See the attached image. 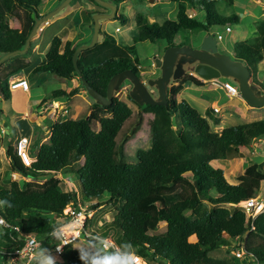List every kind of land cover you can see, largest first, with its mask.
I'll use <instances>...</instances> for the list:
<instances>
[{
    "label": "trees",
    "instance_id": "16d2710c",
    "mask_svg": "<svg viewBox=\"0 0 264 264\" xmlns=\"http://www.w3.org/2000/svg\"><path fill=\"white\" fill-rule=\"evenodd\" d=\"M172 1L177 4L174 19L149 22L142 13H136L137 32L132 45L120 44L112 35L100 31L101 40L77 55L80 75L73 63V54L79 45L70 40L63 43L57 36L31 73L54 74L65 79L78 77L81 87L85 80L96 92L106 96L109 80L121 71L130 69L143 79L136 44L163 42L165 49L184 45L183 39L177 41L178 33L195 35L207 31L213 34L212 29L239 23L236 14L223 15L217 11L220 5L232 7L234 0ZM40 3L41 0H0V60L4 56L11 58L7 67L0 69V94L5 100L10 98L11 77L28 66L22 57L30 49L25 54L19 52L26 47L35 20L42 18ZM192 9L199 11L201 18L189 17ZM85 12L91 16L96 11ZM9 15L20 20V31L10 28ZM256 31V39L234 44L239 60L251 72L257 71V64L264 55L263 20L256 24ZM256 82L264 93V84ZM184 84L203 86L197 77L186 74L177 85L168 88L166 105L141 106L144 113H152L154 117L150 146L136 152V163H128L119 157L117 137L132 110L117 97L106 106L94 101L86 118L54 123L48 140L38 145L30 167L22 164L9 145L6 154L12 170L29 180L20 184L0 177V199H8L14 205L0 208V216L11 226L19 227L18 232L1 229L0 248L12 252L20 248L25 236L30 234L47 243L54 223L44 215L60 218L68 205H82L74 191H63L58 184H47L39 178V173L54 175L62 172L77 174L82 199L93 202L91 208L99 207L97 200L103 197L107 204L115 206L114 217L103 228L116 231L113 239L117 243L131 241L138 255L149 257V264H240L231 255L223 258L210 255L220 242L225 241V235L231 239H244L246 253L264 264V213L256 216L251 225L246 223L244 210L234 206L259 196L264 165L248 167L235 185L225 179L222 169L209 165L213 160L243 157L242 148L264 140V119L215 132L208 121L209 109L202 115L186 100H177ZM79 90L80 87L70 92L55 90L52 96L71 98ZM214 122L218 121L214 119ZM96 123L98 130L94 127ZM81 159L83 163L79 164ZM225 204L231 206L226 209ZM154 219L166 224L164 232L148 233ZM192 237L196 238L194 242L189 241ZM61 258V264H80L78 253L72 247L66 248ZM4 260L5 257H1L0 264Z\"/></svg>",
    "mask_w": 264,
    "mask_h": 264
},
{
    "label": "rangeland",
    "instance_id": "374dc122",
    "mask_svg": "<svg viewBox=\"0 0 264 264\" xmlns=\"http://www.w3.org/2000/svg\"><path fill=\"white\" fill-rule=\"evenodd\" d=\"M240 6H248L249 2L248 0H236ZM169 6H174V3L172 0H161L157 2H150L149 0H125L124 3H122L119 13L123 14L127 18V22H122L121 20L117 19H109L107 20L108 22V31L110 34L113 35L115 40L120 43V44H127V45H132L133 44V37L136 35V27H135V22L133 20L134 15L136 13H142L144 16L147 18L149 16H153L154 14L156 15L157 13L161 12V10L165 7ZM253 11L256 13L261 12L259 8L257 7H252L249 5ZM40 10L51 17L50 20L53 19L52 16H54V11L49 8L45 2H41L39 6ZM110 11V9H108ZM106 9V11H108ZM217 11L220 14L226 15L227 13L233 12L231 7H224L223 5H220L217 8ZM53 13V14H51ZM229 13V14H230ZM51 14V15H50ZM130 18V19H129ZM174 19V15L170 14L168 15L167 19ZM165 17H162V19H157L160 20L162 23L163 21L167 20ZM241 24H236L233 25V31H239ZM119 27L120 32H115V28ZM210 32H218L223 36V40L219 41V47L221 50H224L231 56L233 57V52H234V45L233 42L227 39V33H225V27L222 28H216L212 29ZM207 34V31H201L197 35V38L192 39L191 36L193 35H186L183 33H178L177 35V41H181L183 39V43L187 45H193L196 46L199 42L200 39H202L205 35ZM186 35V36H185ZM56 36V25H52L49 28L45 30V32L42 34V37L39 38L37 41L41 45V56L42 59L45 56V52L47 49V44L48 42ZM35 36H33L34 38ZM199 39V40H198ZM136 47V52H137V57L140 61V65L142 66V69H149L151 67V64L154 65V57L158 56L160 57L162 55L163 49H164V43L163 42H144V43H139L135 45ZM4 58V57H3ZM2 58V59H3ZM186 64L183 63V68H186ZM157 73L155 76L152 78H157L160 75V70L156 69ZM258 72V73H257ZM78 78V77H77ZM50 80V86H52L53 90H66L69 91L71 88H73V81L74 79H65V78H59L57 76H52L48 78ZM54 79V80H52ZM173 77L171 78V80ZM263 80L264 79V62L260 66V70L253 71L251 72V82H253L256 85L257 80ZM32 80V79H31ZM122 80L121 83H119ZM220 81L222 80H228L231 82L233 85L237 86V83L232 80V79H225V78H220L218 79ZM47 82L46 80H44ZM78 81L80 83V79L78 78ZM264 81V80H263ZM35 82V81H34ZM48 83V82H47ZM119 83V84H118ZM119 86H118V85ZM118 86V87H117ZM81 90H86L81 85L79 86ZM132 87H135V84L131 77L126 76L122 77L121 79L117 80L113 86V97H117L119 100L125 102L130 109L132 110V114L129 119L125 121V123L122 126V129L117 137V143H118V150L120 151L119 157H122L125 161L128 163H136V152L139 149H146L150 146L151 143V122L153 120V114L152 113H144L143 112V107L144 105H139L133 99L130 98V91L132 90ZM33 87L31 86V89ZM33 89V94L31 99L28 100L27 102V109L28 113L32 112L38 105V102L42 101V93L37 92V83L34 84ZM43 89V86H41ZM40 88V89H41ZM207 89H210L209 92L203 91V95L205 98L211 97L215 104L214 107L218 108V112H215L214 109L211 107L209 108V115H208V121L210 123L211 129L215 132H220L223 128L241 124V123H246V122H251L255 120H262L264 119V106L260 108H255L251 107L250 111L248 112V116L244 115H238L236 114L233 110V108L230 106L232 104L238 106V101L236 100L237 98H231V99H226L223 95L222 92H219L218 90H215L216 92L212 91L213 87H206ZM150 90H153V87L149 88ZM204 89V87H193V86H188V88L182 93V99L187 100L189 104L196 108L201 114H203L202 107H201V100L197 99L195 101H198L200 104H194V101H192V96L197 95L199 93L196 92V90ZM137 91V90H136ZM152 96L154 98L158 97L157 90L154 89L153 91H150ZM83 94V93H82ZM211 94V96H210ZM84 97L81 100L80 98H75L71 97L66 100V98L60 97L57 100L61 103L68 104V106H73L74 103H78L79 107H81L80 111L76 115L77 118H86L93 106L94 99L90 97L85 91V94H83ZM210 96V97H209ZM219 96V97H218ZM136 98L139 100L141 98L139 92H136ZM196 98V96H195ZM136 99V100H137ZM189 100V101H188ZM218 100V101H217ZM210 104V103H209ZM229 104V105H226ZM102 106V105H101ZM65 109V108H64ZM2 117L1 119L7 120V124L11 120V114L14 113L15 115L17 114L18 108L16 104L12 106H9V103H5V108L3 109ZM60 110V108H58ZM68 110V109H67ZM235 110V109H234ZM65 116L63 117L62 115L57 116L59 120L63 119H70L73 111L68 110V112H63ZM141 115V116H140ZM62 116V117H61ZM141 117V119L139 118ZM214 119H216L218 122L215 123ZM23 122L19 123V127H21V130H25V127H22ZM33 121L29 120L27 124H30L31 126L33 125ZM52 125H48V127L44 128V132H38V130L35 129V132L31 136L30 139V145L29 147L33 149L34 151L37 149V146L41 143H44L48 140L49 135H50V129ZM96 130L99 129V124L96 123L94 125ZM12 134L11 139H14V132L10 131ZM26 134V133H24ZM6 140V135L4 137ZM18 141V140H17ZM17 143V142H16ZM15 143V145H16ZM15 145H14V151H15ZM7 144H5V147L7 148ZM242 154L243 157L240 158H233V159H226V160H213L209 162V165L214 167V168H219L223 170L224 177L225 179L230 183V184H238V179L240 175L244 173V171L256 164H262L264 165V140H259L255 141L252 143L251 147L249 148H242ZM16 152V151H15ZM83 163V159L79 161V164ZM4 168L3 172L1 173L2 176H4L5 181L9 180H16L20 184L23 183L24 177L22 175H12V178L10 179V172H9V165L7 164V161L5 160L3 162ZM9 177V178H8ZM39 178L42 179L41 182H45L47 184H58V186L62 190H69V191H74L77 194V197L80 201H82V205L85 206H92L93 202L85 201L82 199V191H81V185H80V180L79 177L77 176L76 173H58L57 176L53 175L51 173L48 174H42L39 173ZM66 179L68 181H66ZM259 197L261 199H264V181L261 183L260 190H259ZM100 203L99 207L95 208H89V213L92 212V216L89 215V219L86 223V230L89 232H100L103 235L109 236L113 238V236L116 234V231L114 229H107L103 228V226L109 222L115 215V206L112 204H107L106 203V197L101 198L100 200H97ZM203 202L209 207V204L203 200ZM231 206V204H225L224 207L228 209ZM44 217L48 218L51 222L55 223L57 220L60 218H57L53 214H45ZM153 224L148 230L149 234H159L162 233L166 230V224L165 223H159L156 221V219L153 220ZM2 227H0L1 231ZM227 236V235H225ZM196 240L195 237H192L189 239L190 242H194ZM231 241L229 239L220 242V246L214 250L213 252L210 253L212 257L215 258H223L227 257L230 254L228 253L229 251V246L226 244H230ZM59 259L62 260V258L59 256ZM144 259L147 261V264H149V257L147 258L146 255L144 256ZM155 264V263H153Z\"/></svg>",
    "mask_w": 264,
    "mask_h": 264
},
{
    "label": "crops",
    "instance_id": "0c3cea01",
    "mask_svg": "<svg viewBox=\"0 0 264 264\" xmlns=\"http://www.w3.org/2000/svg\"><path fill=\"white\" fill-rule=\"evenodd\" d=\"M64 1L60 2L59 0H41V2H45V4H47L49 6V8H51V10H53V11L56 8H58ZM102 1H105V2H108V3H111L112 5H114L116 7L115 16H118L119 17L118 19L121 20L122 22H127V18L123 14L119 13L120 7H121L122 3H124V1L119 2V3H115L112 0H102ZM149 1L150 2H154V1L157 2V1H161V0H149ZM248 2H249V5H251L252 7L259 8L261 12L256 13L255 11H253V9L249 5L248 6H240L239 3L236 0H234L233 6L231 7L233 12H231V13L229 12V13L230 14L234 13L239 17V23L238 24H241L240 25L241 28L239 31H233L232 26H230L231 31L230 32L225 31V33H227V39L232 41L233 45L237 42L247 43L248 41H250L252 39H256V37H257L256 24L259 21H262V20L264 21V0H248ZM173 3H174V6L165 7L161 10V12L157 13L156 15L154 14L153 16H149L148 17L149 22H161L160 20L162 19V17H165L167 19L168 15H170V14H173L174 18H175L176 12H177V4L175 2H173ZM106 9L108 10L107 7L99 4L95 0H70L60 11H58V13H56V14H54V16H52L53 17L52 20H50V18H48L49 15L44 14L40 10L39 15L42 18L36 19V20H43V21L37 27L35 34H33L32 37L30 38L29 45L27 46V48H24V50L19 52V54H25L28 51V49H30L27 54H25L23 57L21 56L22 60L24 62H26L28 64V66L25 69H23V71L20 74H16L13 77H11V79H10V82L17 77H22V78L26 79L28 81V84H29V89L27 91L22 90V89H14V90L9 89L10 98L8 100H5L3 98V96L0 94V177L4 178V176H2L1 173L3 172V168H4L3 162L5 160L7 161V164L9 165L10 179L12 178V175H15V176L21 175L19 172H14L12 170L11 160L6 154V149L8 148L9 145H12V147L14 148L15 143L21 137H26L30 141L31 136L35 132V129L38 130V132L42 133V132H44L45 127H48V125H53L54 123H56L59 120L57 116H60V115H62L63 117L65 116V114H63L60 110H58L55 113L54 108L52 106L59 105L60 108H65V109H68L70 111H73V114H72L70 119H76V115L81 109V107H79L78 103H74L73 106H71V105L68 106V104L61 103L57 100L58 98H60L62 96H59L58 98L52 96V92L55 90H53L52 86H50V80L48 78H50L52 76H56V75H54V74L33 75L31 73L32 69L35 68L42 61V56H41V52H40L41 45L39 44V42L37 40L42 37V34L45 32V30L47 28H49L52 25H56V36L61 38L63 43L66 42L67 40H70V41H73L75 44L79 45L78 47L84 46V45H89L91 43L93 33H94V15L109 14L110 11L109 10L106 11ZM86 10L96 11V12L90 16L88 13L85 12ZM191 13H193L195 17L201 18V13L199 11L192 9ZM229 13H227L226 15H230ZM115 16H114V18H100L99 19L100 31H105L106 33L110 34L109 31L107 30L108 29L107 28L108 27V23H107L108 21L107 20L115 19ZM134 17H135V15H134ZM134 17H133V20L135 22ZM157 19H160V20H157ZM36 20H35V22H36ZM8 22H9L10 28L17 30V31L21 30V22L16 16L9 15L8 16ZM39 27H42V30H40ZM100 31H99L98 41H100L102 38V36H100ZM120 31L121 30L119 27L115 28V32H120ZM136 31H137V29H136ZM110 35H112V34H110ZM33 36H35V37L33 38ZM194 37H197V35L195 34V35L191 36V38H194ZM51 40L47 44L48 45L47 49L49 47ZM132 41H133V39H132ZM123 45H127V44H123ZM47 49H46V51H47ZM222 52L227 53L224 50V48H223ZM231 58L239 60L238 55L235 52V50L233 52V57H231ZM10 62H11L10 56L4 57L3 59L1 58L0 69L2 70L5 67H7V65ZM263 62H264V55H263L262 60H260V62L257 64V70H260V66L263 64ZM156 69L157 68H155V66L152 64H151V67L149 69H145V70H143L142 66H141V73L143 75V80L146 81L148 79H152V77L155 76L157 73ZM188 74H191V75L197 77L196 75H194L192 73H188ZM197 78L203 83L202 87H204V89L196 90V92L199 94L193 95L192 101H194L195 105L199 104L198 101H195V100L200 99L202 101L201 102V107H202V111H203L202 115H205L206 110L211 108V107L213 109H218L217 107H214L215 102L211 98V97H213V94H212V96L210 94V96H211V97L209 96L210 99L205 98L204 95L202 94L203 91H205V92L210 91V89L206 88L209 85L210 87H213L212 91L216 92L215 90H218L219 92H222L221 97H223V95H224V97L228 100L231 98H237L236 100L238 101V106L234 105V104L230 105L233 108L232 111H234L238 115L248 116V112L250 111L251 106L241 97H229L221 85V82L224 80H222V81H220V80L206 81V80L200 79L199 77H197ZM71 79L72 80L74 79V81H73L74 86L69 91L65 90L66 92H70L74 88H77L81 85V81L79 83L77 77L71 78ZM44 80H46L48 83L45 82ZM52 80H54V79H52ZM263 80L261 79L258 81H260L261 83L264 84ZM35 83H37V88H38L37 92L42 93L41 98H43V99H42V101L38 102V105L36 106V108L34 110H32V112L28 113L27 102L32 97L33 89H36V88H34ZM177 84H178V80L177 81H171L168 87H171L172 85H177ZM31 86L33 87L32 89H31ZM41 86H43V89L41 88ZM188 86H192V85L184 84L183 90L177 96L178 101L182 100V93L188 88ZM85 91L86 90L80 89L79 92L77 94L73 95L72 97L80 98L81 100H83L82 98L84 97L83 94H85ZM195 96H196V98H195ZM68 99L69 98H66L67 101H68ZM7 102L9 103V106H11V104H12V106L14 104H16V106L18 108L16 115L14 113L11 114V120L9 121L8 124H7V120H5L3 118L1 119V117H2L1 115L4 111L3 109L5 108V103H7ZM226 105H229V104H226ZM29 120H32L34 122L32 126L30 124H27V122ZM63 120H68V119H63ZM21 122H23L22 127H25L24 131L21 130V127H19V125H18ZM11 129L14 132V139L13 140L11 139V137H12V134L10 133ZM24 133H26V134H24ZM5 135H6V140L4 139ZM5 144L8 145L7 148L5 147ZM37 148H38V146H37ZM28 150H29V155L32 157V159L34 161V159H35L34 155L36 154L37 149L34 151L33 149H31L29 147ZM54 175L57 176V174H54ZM24 179L29 180L25 177H24ZM9 181H13V179L9 180ZM66 181H68V180L66 179ZM63 191H69V190H63Z\"/></svg>",
    "mask_w": 264,
    "mask_h": 264
},
{
    "label": "water",
    "instance_id": "95a60500",
    "mask_svg": "<svg viewBox=\"0 0 264 264\" xmlns=\"http://www.w3.org/2000/svg\"><path fill=\"white\" fill-rule=\"evenodd\" d=\"M69 1L70 0H65L53 13H58ZM95 1L110 9V13L94 15V33L91 43L89 45L80 46L75 50L73 54V63L79 75L80 72L77 68L78 53L93 47L97 43L100 31L99 19L114 18L115 16L116 7L114 5L102 0ZM49 17L51 16H48V18ZM42 21L43 20H36L33 31L26 41L25 48L29 45L30 38L35 34L37 27ZM194 38L196 39L197 37ZM153 61L155 68L160 70V75L157 78L144 81L130 69L121 71L112 76L109 80L106 96L96 92L87 81L82 80V84L88 95L92 97L97 104L106 106L112 103L114 95L113 86L115 82L122 77L129 76L135 84V87H132L130 91V98L133 99V101H137L136 103L139 105H166L168 103L167 93L170 82L177 81L186 74L192 73L206 81L218 80L220 78L232 79L237 83L240 97L251 107L260 108L264 106V93L257 85L251 82V69L242 61L233 59L227 53L222 52L219 47V41L216 40L212 33L207 32L196 46L184 44L167 47L163 49L162 55L160 57L155 56ZM183 63L187 65L186 68H183ZM172 77L173 79L171 80ZM121 82L122 80L119 83ZM150 87L157 90V98H154L150 93ZM136 90L141 96L139 100L136 98ZM172 124L175 125L174 118H172ZM201 199L204 200V197L201 196Z\"/></svg>",
    "mask_w": 264,
    "mask_h": 264
},
{
    "label": "clouds",
    "instance_id": "9594fccd",
    "mask_svg": "<svg viewBox=\"0 0 264 264\" xmlns=\"http://www.w3.org/2000/svg\"><path fill=\"white\" fill-rule=\"evenodd\" d=\"M13 206L10 200L0 199V208ZM3 223L0 219V225ZM48 238L55 242L54 248L46 246L42 240L27 242L25 250L30 257L29 264H61L59 254L69 244L77 251L80 264H147L137 254L131 241L117 243L100 232L86 231L84 221L78 213L57 220L48 233ZM6 264H17V261L9 258Z\"/></svg>",
    "mask_w": 264,
    "mask_h": 264
},
{
    "label": "built area",
    "instance_id": "2783aa9c",
    "mask_svg": "<svg viewBox=\"0 0 264 264\" xmlns=\"http://www.w3.org/2000/svg\"><path fill=\"white\" fill-rule=\"evenodd\" d=\"M189 17H195V16L193 13H190ZM39 29L42 30V27H39ZM225 31L230 32L231 31L230 26H226ZM213 35L216 38V40H218V41H221L223 39V36L218 32H214ZM221 85L229 97H240L238 86L233 85L228 80L222 81ZM9 89L10 90L22 89V90L27 91L29 89V84H28V81L26 79H24L22 77H17L10 82ZM52 107L54 108L55 113L58 111V108H60L59 105H54ZM60 111L62 113L68 112V110L64 109V108H60ZM214 111L218 112V109H214ZM29 145H30V141L26 137L19 138L16 145H15L16 154L20 158V161L22 162V164L26 167H30L31 164L33 163V159L29 155V150H28ZM234 206H238L244 210V212L246 214V223H250L251 225H253V222H254V219L256 218V216L264 213V199H261L259 196L255 197V198L248 199V200L243 201V202L236 204ZM89 208H90V206H87V205L83 206L79 203L77 204V206L72 205V204L68 205L63 212V216L60 217V219L68 218L70 215L78 213V214H80L81 218L84 221V228H85L86 223L89 219V215L90 216L93 215L92 212L89 213V211H90ZM0 219H2L4 222L2 225H0V227L13 229L14 231H17V232L19 231L18 226H11L1 216H0ZM85 230H86V228H85ZM250 230H252V227L250 228ZM224 238H225V240L229 239L231 241L230 244H226L229 246L228 253L231 256H234L235 258H237L239 260L240 264H251L252 261L255 262L254 264H259L258 262H256L254 260L253 257H250L246 253L244 239H242V238L231 239L228 235L224 236ZM33 239L41 240L36 235L30 234V235L25 236L24 244L20 248H16L12 252H9L5 249L0 248V258L5 257V259H6L1 264H6V261L9 258L16 259L17 264H29L30 257L28 256V253L26 252L25 249H26L27 242L31 241ZM47 240H48V241H46L47 243H45V242H43V243L48 247L54 248L55 242L52 241L50 238H48ZM69 247L73 248V245L69 244L68 246H66L64 248V250L66 248H69ZM64 250H63V252H64ZM18 253H20V255H18ZM61 255L62 254H59L60 257H61Z\"/></svg>",
    "mask_w": 264,
    "mask_h": 264
}]
</instances>
